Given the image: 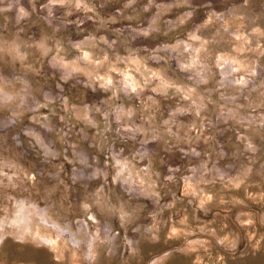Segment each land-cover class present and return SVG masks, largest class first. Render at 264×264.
<instances>
[{"label": "rangeland", "instance_id": "obj_1", "mask_svg": "<svg viewBox=\"0 0 264 264\" xmlns=\"http://www.w3.org/2000/svg\"><path fill=\"white\" fill-rule=\"evenodd\" d=\"M0 264H264V0H0Z\"/></svg>", "mask_w": 264, "mask_h": 264}, {"label": "bare ground", "instance_id": "obj_2", "mask_svg": "<svg viewBox=\"0 0 264 264\" xmlns=\"http://www.w3.org/2000/svg\"><path fill=\"white\" fill-rule=\"evenodd\" d=\"M23 216H24L23 211H22V210H19L18 213H16V215H15V217H14V219H13L14 224H15V223H16V224L20 223L21 217H22V219H23Z\"/></svg>", "mask_w": 264, "mask_h": 264}]
</instances>
